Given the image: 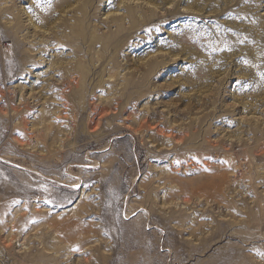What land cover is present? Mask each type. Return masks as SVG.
I'll return each mask as SVG.
<instances>
[{"label": "rangeland", "instance_id": "rangeland-1", "mask_svg": "<svg viewBox=\"0 0 264 264\" xmlns=\"http://www.w3.org/2000/svg\"><path fill=\"white\" fill-rule=\"evenodd\" d=\"M262 73L264 0H0V264H264Z\"/></svg>", "mask_w": 264, "mask_h": 264}, {"label": "snow or ice", "instance_id": "snow-or-ice-1", "mask_svg": "<svg viewBox=\"0 0 264 264\" xmlns=\"http://www.w3.org/2000/svg\"><path fill=\"white\" fill-rule=\"evenodd\" d=\"M261 75H262V77H264V73H262Z\"/></svg>", "mask_w": 264, "mask_h": 264}, {"label": "bare ground", "instance_id": "bare-ground-1", "mask_svg": "<svg viewBox=\"0 0 264 264\" xmlns=\"http://www.w3.org/2000/svg\"><path fill=\"white\" fill-rule=\"evenodd\" d=\"M204 1V0H203ZM260 27V26H259ZM253 29V28H252Z\"/></svg>", "mask_w": 264, "mask_h": 264}]
</instances>
